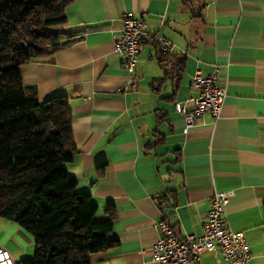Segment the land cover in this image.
Masks as SVG:
<instances>
[{
  "label": "crops",
  "instance_id": "0c3cea01",
  "mask_svg": "<svg viewBox=\"0 0 264 264\" xmlns=\"http://www.w3.org/2000/svg\"><path fill=\"white\" fill-rule=\"evenodd\" d=\"M127 14L170 40V56L146 41L125 70L114 35ZM66 16L58 31L72 42L21 70L40 100L69 98L77 150L67 168L98 204L97 220L114 207L118 242L92 264H158L161 213L178 235H200L210 197L229 190L230 227L245 233L248 264H264V0H75ZM198 71H217L226 97L218 119L185 132L175 104L196 93ZM0 246L16 263L35 254L32 234L5 218ZM197 264L228 263L208 251Z\"/></svg>",
  "mask_w": 264,
  "mask_h": 264
},
{
  "label": "trees",
  "instance_id": "16d2710c",
  "mask_svg": "<svg viewBox=\"0 0 264 264\" xmlns=\"http://www.w3.org/2000/svg\"><path fill=\"white\" fill-rule=\"evenodd\" d=\"M74 1L0 0V218L35 242L33 258L16 264H92L94 253L118 242L114 207L97 220L98 204L67 168L77 150L69 98L42 101L22 76L25 63L50 59L72 42L61 41L58 27Z\"/></svg>",
  "mask_w": 264,
  "mask_h": 264
},
{
  "label": "built area",
  "instance_id": "2783aa9c",
  "mask_svg": "<svg viewBox=\"0 0 264 264\" xmlns=\"http://www.w3.org/2000/svg\"><path fill=\"white\" fill-rule=\"evenodd\" d=\"M146 41L157 42L165 56H170L174 50V44L164 36L152 33L145 20L125 15L121 32L114 35V44L125 57L123 66L128 72L135 71ZM191 86L197 90L196 93L175 104L176 111L184 116L185 132L207 114L218 119L226 97V88L221 85L217 71L209 74L196 72ZM233 195L234 190H229L215 192L210 197L200 235H178L170 219L161 213L154 224L160 233L158 241L152 246L154 260L158 264H197L205 252L218 251L228 264H248L251 252L245 233L231 229L225 216L226 206ZM0 264H16L11 253L2 246Z\"/></svg>",
  "mask_w": 264,
  "mask_h": 264
}]
</instances>
